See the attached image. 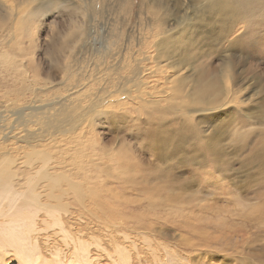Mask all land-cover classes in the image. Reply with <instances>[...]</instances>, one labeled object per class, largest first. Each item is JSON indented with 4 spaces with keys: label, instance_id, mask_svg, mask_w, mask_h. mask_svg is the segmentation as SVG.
<instances>
[{
    "label": "rangeland",
    "instance_id": "obj_1",
    "mask_svg": "<svg viewBox=\"0 0 264 264\" xmlns=\"http://www.w3.org/2000/svg\"><path fill=\"white\" fill-rule=\"evenodd\" d=\"M56 1L47 8L49 0H0L21 20L14 35L10 20H0V169L7 173L0 222L29 207L24 195L49 196L47 180L58 176V200L83 211L85 225L124 224L140 250L152 252L142 264H174L180 253L190 264H264V0H219L229 17L201 32L189 18L215 0ZM68 34L75 40L66 52ZM227 66L238 99L177 117L176 70L189 76L181 82L187 89L210 75L224 85ZM163 123L173 135L166 145L153 134ZM69 130L75 139L66 138ZM99 146L114 155L129 150L121 161L104 160ZM11 193L18 195L9 203ZM40 217L38 247L51 260L52 249L71 242Z\"/></svg>",
    "mask_w": 264,
    "mask_h": 264
},
{
    "label": "bare ground",
    "instance_id": "obj_2",
    "mask_svg": "<svg viewBox=\"0 0 264 264\" xmlns=\"http://www.w3.org/2000/svg\"><path fill=\"white\" fill-rule=\"evenodd\" d=\"M1 3H0V5H1ZM211 3L212 4L209 6H204L200 9H198L196 13H195V11L193 12V17L195 20H193L192 18H189V20H190L189 24H190L191 28L195 27V29H198V30L202 27L214 28V26H217L218 23L225 21V19H227L229 17V16H227V12H228L227 8H224L223 4L219 0H215L214 2H211ZM56 5H58V2L56 0H49V5L47 6V8L50 6H56ZM13 6L8 4V3H5V2H4V5L2 4V6H0V14H1L0 20L2 23H6L7 20L9 19L10 23L14 27V25L17 22H20L21 20H19L18 13L16 14V10H15V8H13ZM230 16H231V14H230ZM9 20H8V22H9ZM212 28L208 29V31L211 32ZM174 29L175 28L166 29V30H168L167 34H169V32H171ZM15 30H16V27L11 29L12 35L15 34ZM81 30H82V28H81V26H79L78 29H74L73 33H75L76 35H77V32L79 34H81ZM198 30H197V32H201L200 30L199 31ZM74 37H75V35L68 34L65 37L64 42L61 45V48L65 49L66 52L71 50L73 48L72 43L75 40ZM211 37H212V35H211ZM204 38L207 40L208 37H204ZM262 41L264 42V39L261 40V45L263 44ZM161 44H162V41L157 42V46H160ZM152 59H153V57H152ZM146 60H147V58H146ZM179 61H180V59H179ZM159 62H160L159 60H158V62L156 60V63H159ZM168 63H171V62L168 61ZM179 64H181V63H179ZM227 64H230V63H227ZM184 65H186V64H184ZM228 67H230V66H227V68L224 69V71L221 74L222 79H224V81H223L224 85L221 84L220 77L215 78V76L211 77V75L209 76V74H208V76L210 78L202 77L203 79H201V80L198 79L199 82L197 84L191 83L190 85H188L189 88H187V89L184 88L185 85L181 84V82L185 79L186 80L189 79V76H186L187 74L186 75L181 74L180 73L181 70L177 69L176 70L177 83H175L174 86H172V96H171V98H174V100H176V102H177V105L173 107L176 116L185 119L187 117H191V116L195 115L196 113L205 114V113L212 112V111L214 112L220 108H223L225 101H228V100L236 101L238 99L237 98V91H235L233 88H231L232 86L227 81V77H228L227 74L230 71L228 69ZM209 69H210V67L208 65H206L202 69V74L207 75V73H209ZM230 69H232V68H230ZM156 70H157V68H156ZM155 72H157V71H155ZM231 74H230V76H231ZM136 83L138 84V82H136ZM156 86H153V87H156ZM153 87H152V89H156ZM159 91H160V89H159ZM143 92H144L143 94H145V91H143ZM150 95H151V93H150ZM145 96H146V94H145ZM171 98H170V100H171ZM143 100H146V99H143ZM152 102H154V101L146 100V104L147 103L150 104ZM157 102H159V101L157 100L156 102H154V104L155 103L157 104ZM58 104H60V103H58ZM144 106H145V103H144ZM167 128L168 127L165 126L164 123L160 126L159 125L154 126L155 131L153 130L154 133L153 132L152 133L154 134V137H155V135H157L156 141L161 140L162 144H163V142L165 144V141L168 142V140L173 138L172 137L173 135L170 133L172 130L167 129ZM147 130H151V129L147 128ZM140 131H142V130H140ZM29 132H31V131H29ZM144 132H147V131L145 130ZM149 132L151 133V131H149ZM149 132L147 134H149ZM65 134L70 135V136L66 137L67 139L68 138L75 139L71 130H69L68 133H65ZM173 134L176 135L177 133H173ZM178 134L175 137H178ZM54 136L56 137V140H57V136L56 135H54ZM36 137H38V136H36ZM99 147L100 148L97 151V155H101L104 160L107 159V156L112 155L114 158L116 157L117 160L120 159V161H121L122 155L119 153L124 147H120V151H118V153H117L118 155H114V151L109 147H102V146H99ZM124 149L129 150V148H124ZM167 151H169V150H167ZM130 158L131 157L127 156V157L123 158V161H130ZM132 158H135V157H132ZM185 160L192 162L194 160V156L189 155V156H187V158L185 157ZM186 163H187V161H186ZM49 173H50V169L46 168L44 170V175L47 176L46 174H49ZM3 180H7V173L4 170L0 169V185L3 184ZM47 181H48L47 184L49 186V189H47L48 191H47L46 195H49V196L45 197L42 193L39 194V192H36V191H35L34 197H31V195H24L25 201L32 198L30 201H28L29 207L22 209V210H19L17 214L15 213L16 215L12 216L11 219L8 221V223L7 222L4 223L5 222L4 220H2L0 222V254H1L0 264H6V260H7L6 256L9 255V253L15 254L16 257H21L24 260V261H22L23 264H102L103 259H105L108 262V264H133L134 261L136 264H142V262L144 260L146 261L149 258V255L152 254L151 251H149L150 252V254H149L148 252L146 253V252L140 250V248L138 247L139 244H138L137 239H134L132 237L133 233H127L126 230H123V228L125 227L124 224H116V225L110 226L108 221L103 223V224L93 225V226L85 225L86 223H84V222H83L84 223L83 224L82 220H80L83 218V213H82L83 211L79 212V214H77L76 212H73L72 210L69 209L70 206L67 207L64 202L60 201V199L58 200V197L61 196V194L57 195L56 191L61 193L60 191L63 188L60 186L62 184H64L63 180L58 178V176H51V177H49V179ZM67 181L68 180H66L65 183ZM70 182H72L71 183L72 187H70V188H73V187L79 188L78 187L79 185L76 182H74V181H70ZM69 185H70V183H69ZM3 188L4 187H0V189L3 191L7 190V189H5V188L3 189ZM0 195H1L0 196V216L3 217L5 215V211L2 208V206H3L2 202L4 200H6L7 198H6L5 194H0ZM17 195H18V193L9 194V197L11 198L9 203L14 201ZM76 196H77V194H76ZM83 199H84L83 195L80 194V196H78V200L82 201ZM89 206H90V204H89ZM41 211H43L45 213V215H43L42 217H40L38 215V213ZM112 213H113V211H112ZM104 215H105V212H104ZM80 216L82 218H79V220H78V217H80ZM39 217L42 219V222L45 223V226L47 228L48 227H50V228L51 227H53V228L57 227L59 230V231L58 230L57 231H58V233H60L63 236V239H66L69 243L70 242L73 243V244L70 243L69 244L70 246H66V248H64V249H62V247L60 248L59 246H57L55 248L53 247L54 249H52V251H51L53 258L51 256V258H52L51 260L46 259V256L41 252L43 249L40 250L38 247L41 244L40 237L43 238L45 236V235L42 236L39 233L40 232L39 231L40 230V224H41V222L38 221ZM111 217H112V215H111ZM96 218H98V219H100V221H102L101 218H99V217H96ZM111 220H112V218H111ZM71 221H73V222L71 223ZM85 221H87V220H85ZM90 225H92V224H90ZM74 226H76V227H74ZM83 226H86L85 229L83 228ZM43 230H44L43 232L47 231L46 229H43ZM41 231H42V229H41ZM122 235H124V237ZM55 236H56V234H55ZM48 237L49 236H47L46 238L48 239ZM127 239H130V244L126 243ZM143 241L145 242V245L148 246V248H152L153 255L158 260V254L156 251H154L153 243L150 242L151 240L148 237H145L143 239ZM51 244L55 245L54 243H51ZM167 250H168V247H167ZM47 252H48V250H47ZM177 252L178 251H176V253ZM175 257H176L175 256V249H173L172 252L168 253V258L172 262ZM110 258L113 261H108ZM178 259L174 264H190L188 262V260L182 256L181 253L179 254ZM181 260H184L185 262H182ZM157 264H158V262H157Z\"/></svg>",
    "mask_w": 264,
    "mask_h": 264
}]
</instances>
